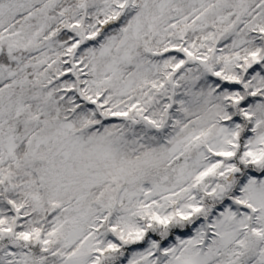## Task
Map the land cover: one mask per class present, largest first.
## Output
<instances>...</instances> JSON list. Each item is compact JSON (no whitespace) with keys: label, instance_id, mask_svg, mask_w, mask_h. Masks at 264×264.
Here are the masks:
<instances>
[{"label":"snow or ice","instance_id":"6c2138e0","mask_svg":"<svg viewBox=\"0 0 264 264\" xmlns=\"http://www.w3.org/2000/svg\"><path fill=\"white\" fill-rule=\"evenodd\" d=\"M0 264H264V0H0Z\"/></svg>","mask_w":264,"mask_h":264}]
</instances>
